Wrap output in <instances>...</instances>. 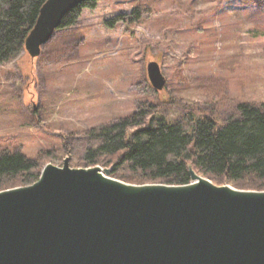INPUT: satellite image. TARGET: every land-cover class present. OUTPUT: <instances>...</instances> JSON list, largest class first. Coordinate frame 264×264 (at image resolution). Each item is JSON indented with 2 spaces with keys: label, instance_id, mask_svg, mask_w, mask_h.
Here are the masks:
<instances>
[{
  "label": "rangeland",
  "instance_id": "obj_1",
  "mask_svg": "<svg viewBox=\"0 0 264 264\" xmlns=\"http://www.w3.org/2000/svg\"><path fill=\"white\" fill-rule=\"evenodd\" d=\"M150 61L162 90L148 81ZM238 103H264V0H96L39 56L0 65V153L50 152L43 167L86 168L91 129L142 111L145 121L192 113L220 126Z\"/></svg>",
  "mask_w": 264,
  "mask_h": 264
},
{
  "label": "water",
  "instance_id": "obj_2",
  "mask_svg": "<svg viewBox=\"0 0 264 264\" xmlns=\"http://www.w3.org/2000/svg\"><path fill=\"white\" fill-rule=\"evenodd\" d=\"M92 0H46L24 48L41 53L62 19ZM154 90L165 78L146 64ZM184 185L130 184L100 166L51 163L0 191V264H264V191L215 185L188 167Z\"/></svg>",
  "mask_w": 264,
  "mask_h": 264
},
{
  "label": "trees",
  "instance_id": "obj_3",
  "mask_svg": "<svg viewBox=\"0 0 264 264\" xmlns=\"http://www.w3.org/2000/svg\"><path fill=\"white\" fill-rule=\"evenodd\" d=\"M46 0H0V65L24 53L25 39ZM96 0L79 4L58 29L72 26L82 10ZM141 8L130 20L136 22ZM125 20L120 15L105 25ZM28 54V53H27ZM145 112L91 129L85 167H110V176L129 183H189L188 167L214 184H231L245 190H264V103H238L235 113L217 126L211 116L195 119L184 114L174 122L150 117ZM50 152L28 159L19 151L0 153V191L35 182Z\"/></svg>",
  "mask_w": 264,
  "mask_h": 264
}]
</instances>
